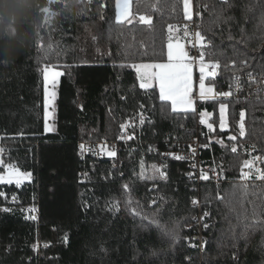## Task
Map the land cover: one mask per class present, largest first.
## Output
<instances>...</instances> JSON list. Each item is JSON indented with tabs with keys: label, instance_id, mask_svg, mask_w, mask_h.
<instances>
[{
	"label": "trees",
	"instance_id": "trees-1",
	"mask_svg": "<svg viewBox=\"0 0 264 264\" xmlns=\"http://www.w3.org/2000/svg\"><path fill=\"white\" fill-rule=\"evenodd\" d=\"M116 2L0 0V146L5 163L32 174L19 187L0 184V264H264V180L258 178L264 172V99H200L194 110L173 112L155 84L140 88L131 67L166 61L168 26L179 29L173 40L184 41L190 21L210 41L205 61L221 65L207 82L223 91L235 75L261 71L264 0H193L191 20L184 18L182 0H154L143 12L151 15V27L138 19L117 24ZM142 6L135 5L133 16L143 14ZM46 9L54 15L49 23ZM245 57L250 66L240 63ZM46 64L64 71L56 133L44 128ZM193 70L197 81L200 72ZM221 102L227 131L219 129ZM202 111L212 113L215 131L201 123ZM141 114L147 117L141 129L126 134L132 151L123 144L113 159L79 157V143L117 141L124 122L138 123ZM175 136L199 138L201 163L226 180L204 181L194 191L187 164L174 160L159 169L161 177L145 142L164 149L160 141ZM256 156L263 159L259 169ZM246 161L252 168L242 179ZM145 217L175 228L176 238L155 225L145 230Z\"/></svg>",
	"mask_w": 264,
	"mask_h": 264
},
{
	"label": "snow or ice",
	"instance_id": "snow-or-ice-1",
	"mask_svg": "<svg viewBox=\"0 0 264 264\" xmlns=\"http://www.w3.org/2000/svg\"><path fill=\"white\" fill-rule=\"evenodd\" d=\"M183 2V13L184 18L187 20L192 19L191 14V0H182ZM130 3L131 0H117L116 2V23L117 24H124L127 22L128 24L132 23L133 19H138V22L144 25H147L151 27L152 25V17L148 14H139L137 13L136 16H133L130 10ZM224 4H228V0H223ZM103 18V17H102ZM179 31V29H174L173 25L168 26V32L170 33L168 36V43H167V62L166 63H140V64H132L131 67L135 69L137 72L138 80H139V86L142 89H148L152 87L151 81L155 80L159 84V99L162 102H170L171 104V110L173 112L177 111H188L192 109L193 101L190 98L191 91H192V66L191 62H189L188 53L185 51V45L180 43L179 40H177L175 43L173 42V37L171 33L173 31ZM188 35L187 30H185V36ZM195 39L197 44L200 45L202 51L200 54V65H199V71H200V77H199V97L201 100H206L210 97H214L216 93L214 92L213 86H207L205 85V79L207 77L214 78L217 75V69L221 67L219 61H205V52L203 49L208 47V44H210V41L205 43V37L201 35L200 32H196ZM40 47L43 49L45 45L41 44ZM48 50L50 51L52 48L51 44L47 45ZM241 64H244L245 66H250L248 58H244L240 61ZM233 66L236 65V61L232 62ZM261 75L259 78L253 74L252 71H249L247 73V76L249 78V82L252 83H259L261 85H264V64L261 66ZM156 71H152V70ZM207 70V71H206ZM44 73V79L46 82V90H45V109H46V121H47V106L49 103V96L47 92V82L49 79L52 81L53 87H55L56 82L58 80V77L63 75L62 72L54 70V66L51 65H45L43 69ZM233 83L235 85V88L239 90L240 88V80L238 77L233 78ZM232 85H230V88ZM232 93L231 92H222L219 93L221 96L228 97ZM55 97V93H52V98ZM143 107V105H141ZM227 105L221 104L220 106V112H221V122L220 127L223 130L225 128V121H224V112ZM206 113H201V123L205 124V116ZM245 113L242 111L240 113V121H239V135L243 137L245 135ZM140 123H144L143 114H141ZM122 127H126V125H122ZM207 127L212 130V124H207ZM48 124L46 122L45 124V131H49ZM131 138V137H129ZM229 140H236V136H230L228 137ZM81 151L83 152L85 150V146L82 144ZM106 151V155L109 157H115L116 152L114 150ZM194 151V149H193ZM231 151L235 153L237 151V148L233 146L231 148ZM3 153L4 149L0 148V169L3 170L2 175H0V184H13L15 183L17 187L20 186L23 180H30L31 179V173L30 172H22L20 168L14 164V163H7L5 164L3 160ZM174 159L180 160L184 159V157L181 156H173ZM258 159V158H257ZM245 167L249 168L251 170L252 168V162L246 161ZM154 170L159 172V175L161 177L165 176V173L160 171L159 169H156L154 166ZM209 177L207 173L201 172L200 179L207 180ZM249 175L247 173H242V179H248ZM259 179L264 180V172L259 173L258 176ZM125 190H128V185H124ZM4 193H0V196H3ZM217 198H220L219 195ZM13 200H15V197H13ZM192 203L195 205L197 204V200L193 199ZM2 211L8 212L10 211L9 208H4ZM208 212H204V216H208ZM33 219L35 217H32ZM145 219L148 221L147 224L142 225L145 230L151 228L153 225L159 230H161L164 235L170 236L171 238H176V229H168L163 224H160L156 219L145 217ZM205 228L208 227L207 224L204 225ZM65 240H67V237H65Z\"/></svg>",
	"mask_w": 264,
	"mask_h": 264
},
{
	"label": "built area",
	"instance_id": "built-area-1",
	"mask_svg": "<svg viewBox=\"0 0 264 264\" xmlns=\"http://www.w3.org/2000/svg\"><path fill=\"white\" fill-rule=\"evenodd\" d=\"M48 9L45 10V12ZM48 15V13L46 12ZM51 14H53L51 12ZM51 19V18H50ZM184 28L187 30L188 35L185 36L184 41L187 45V53L189 57V62H191L192 68H198L200 65V54H201V47L199 44H197L195 39V33L198 32V27L190 22L187 21L184 23ZM230 68L232 66H229ZM217 75L214 78H217L220 73V68L216 70ZM254 75H256L258 78L261 75V71H252ZM248 72L240 73L235 75L234 77H238L240 80V88L237 90L235 88V85L233 83V78L228 81L225 84V88L223 92H231L232 94L228 97L219 95L214 98H220V99H229V100H235L238 102H245V101H252V100H260L264 99V85H261L259 83H252L249 82V78L247 76ZM230 85L232 87L230 88ZM147 117L143 116V119L145 120ZM141 119V117H140ZM140 119L138 123L134 119H127L123 125H126V127H123V132L121 133V136L119 140L117 141H83L79 143L78 145V155L82 160H86L88 156H93L95 159H113L116 158L119 151L122 150V145H127L129 147L130 151L134 149V146L129 145V142L127 143V139L129 138L128 130L131 128L138 127L141 129L142 125L140 123ZM156 133V132H155ZM144 142V141H142ZM164 145V149H162L159 145V143L153 144L152 142L146 141L145 144L148 148V153L150 155H153L156 157L155 167L157 169H161L163 164L167 161H181L187 164L189 168V178L191 182L193 183L192 189L195 191L196 187L207 180H212L214 183L220 184L223 181L226 180V175L222 174L218 169L212 168L210 165H203L201 163V154L202 151L205 149V146L201 143L199 138H192L189 141H183L178 136H175L173 140H170L169 138H163L160 141ZM85 146V150L81 151V145ZM112 151L114 150L116 152L115 157H109L106 155V151ZM194 149V151H193ZM181 156L184 157V159H174L173 156ZM258 158V159H257ZM263 162L262 157L256 156L255 157V166L257 169H259L260 164ZM201 172L207 173L208 179L202 180L200 179ZM243 173H249V170L247 167H244L242 169ZM32 177V175H31ZM13 200L12 202H14ZM194 206L200 207L199 202L197 200V204Z\"/></svg>",
	"mask_w": 264,
	"mask_h": 264
},
{
	"label": "crops",
	"instance_id": "crops-1",
	"mask_svg": "<svg viewBox=\"0 0 264 264\" xmlns=\"http://www.w3.org/2000/svg\"><path fill=\"white\" fill-rule=\"evenodd\" d=\"M136 4L137 5L138 4L139 5L140 4L143 5L142 8H140L141 9L140 11H142L141 13H143L144 11L148 10L149 8H151L153 6L154 0H131L130 10H131L132 15H133L134 7H135ZM193 7H194L193 0H191V14L192 15H193ZM176 41L177 40H173L174 43ZM179 42L182 43V44H184V42L181 41V40H179ZM185 51L187 52L186 45H185ZM166 62H167V59H166V61H164L162 63H166ZM54 70L60 71V72H62L64 74V71L63 70H60L57 67H54ZM152 71H156V70L153 69ZM62 76L63 75H61L60 77H58V80L56 82L55 87H53L51 79H49V81L47 82V89H49L48 90L49 91V93H48L49 103H48V106H47V121H46V116L45 115H44V117H45V124L47 122L48 127H49L50 130L49 131H45L46 133H56L57 132V128H58V97H59L60 80H61V77ZM154 82H155V85L158 87V90H159V84H158V82L155 81V80H154ZM196 82L197 81H196V77H195V71L192 68V91H191V93L194 91V85H196ZM45 86H46V82H45ZM45 90H46V87H45ZM53 92L55 93V97L54 98H52V93ZM198 100H200V97H199V95H196V100L194 101L195 102V107L193 109H191V110L196 109V105H197V101ZM54 108H56V113H55L56 120L53 123ZM45 113H46V109H45ZM44 128H45V126H44Z\"/></svg>",
	"mask_w": 264,
	"mask_h": 264
},
{
	"label": "rangeland",
	"instance_id": "rangeland-1",
	"mask_svg": "<svg viewBox=\"0 0 264 264\" xmlns=\"http://www.w3.org/2000/svg\"><path fill=\"white\" fill-rule=\"evenodd\" d=\"M53 1H57V0H53ZM46 12L48 13V15H47V19H46V22L49 23L50 20L52 19V17H53L54 15L51 14V12H50L49 9H48ZM50 18H51V19H50ZM183 42H184V41H183ZM184 44L186 45L185 42H184ZM186 47H187V45H186ZM198 70H199V67H198ZM206 71H207V70H206ZM199 72H200V71H199ZM199 77H200V76H199ZM151 83H152V86H153V85L155 84L154 80L151 81ZM205 85H206V87H207V86H213V87H214V92L216 93V95H215L214 97H216V96L219 97V93H222V92H223V91L220 92L219 90H217L216 85L207 82V76H206V79H205ZM45 87H46V86H45ZM48 90H49V89H47V91H48ZM48 93H49V91H48ZM196 95H199V78L197 79L196 85H194V91L191 93V96H190V98H191L192 101H193L192 109L195 107V102H194V101L196 100ZM214 97H210V98H214ZM210 98H209V99H210ZM214 99H216V98H214ZM221 104H225V105H227L225 102H221L220 105H219V108H218V115H219V120H220V122H221V112H220V106H221ZM188 111H189V110H188ZM202 113H206V114H207V115L204 117L205 120H206L205 125H207V124H212V113L207 112V111H202ZM200 121H201V116H200ZM224 121H225V128L222 130L221 127H220V122H219V129L222 130V131H227V130L229 129V123H228V110H227V107H226L225 112H224ZM212 126H213V127H212V131H215L216 128H215L214 124H212ZM0 148H3V149H4V147H3L2 145L0 146ZM4 152H5V149H4ZM4 154H5V153H3V157H4ZM5 164H7V163H5ZM22 172H23V171H22ZM2 174H4V173H3V170L0 169V175H2ZM31 179H32V177H31ZM31 179H30V180H31ZM27 181H29V180H23L22 183H21L20 185H22L23 183H25V182H27ZM13 184H15V183H13ZM29 211L33 214V213H35L36 209H35L34 207H32L31 209H29ZM34 217H35V216H34Z\"/></svg>",
	"mask_w": 264,
	"mask_h": 264
}]
</instances>
